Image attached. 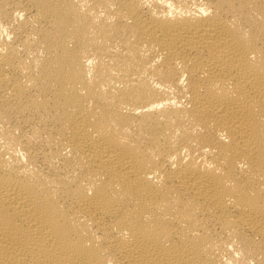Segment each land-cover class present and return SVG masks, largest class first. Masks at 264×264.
Listing matches in <instances>:
<instances>
[{"label":"bare ground","instance_id":"1","mask_svg":"<svg viewBox=\"0 0 264 264\" xmlns=\"http://www.w3.org/2000/svg\"><path fill=\"white\" fill-rule=\"evenodd\" d=\"M0 264H264V0H0Z\"/></svg>","mask_w":264,"mask_h":264}]
</instances>
